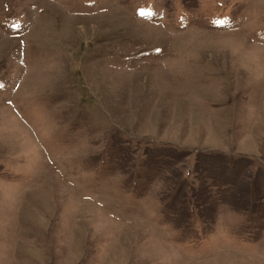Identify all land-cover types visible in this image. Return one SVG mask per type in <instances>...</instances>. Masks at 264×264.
I'll list each match as a JSON object with an SVG mask.
<instances>
[{"label": "rangeland", "instance_id": "rangeland-1", "mask_svg": "<svg viewBox=\"0 0 264 264\" xmlns=\"http://www.w3.org/2000/svg\"><path fill=\"white\" fill-rule=\"evenodd\" d=\"M0 264H264V0H0Z\"/></svg>", "mask_w": 264, "mask_h": 264}, {"label": "snow or ice", "instance_id": "snow-or-ice-1", "mask_svg": "<svg viewBox=\"0 0 264 264\" xmlns=\"http://www.w3.org/2000/svg\"><path fill=\"white\" fill-rule=\"evenodd\" d=\"M0 87H3V85H2V84H0Z\"/></svg>", "mask_w": 264, "mask_h": 264}]
</instances>
